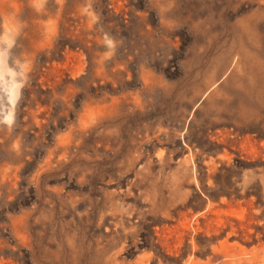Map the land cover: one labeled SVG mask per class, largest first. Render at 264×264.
Returning a JSON list of instances; mask_svg holds the SVG:
<instances>
[{"label":"rangeland","instance_id":"rangeland-1","mask_svg":"<svg viewBox=\"0 0 264 264\" xmlns=\"http://www.w3.org/2000/svg\"><path fill=\"white\" fill-rule=\"evenodd\" d=\"M0 264H264V0H0Z\"/></svg>","mask_w":264,"mask_h":264}]
</instances>
